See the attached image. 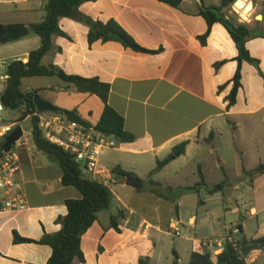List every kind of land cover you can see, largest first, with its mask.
Instances as JSON below:
<instances>
[{
    "label": "crops",
    "instance_id": "1",
    "mask_svg": "<svg viewBox=\"0 0 264 264\" xmlns=\"http://www.w3.org/2000/svg\"><path fill=\"white\" fill-rule=\"evenodd\" d=\"M47 1L0 0V24L40 23ZM222 1L183 0L174 8L159 0H98L80 7L81 13L95 21H116L143 48L161 49L157 54L136 52L114 41L90 45L88 25L72 18L60 19L66 37H53V49L44 64L109 84V104L124 118L126 132L134 137L132 142L117 141L115 149L104 151L99 172L86 170L88 178L110 187L113 199L83 236L85 261L75 264H140L142 259L151 264H174L173 251L180 264H188L206 242L225 239L233 227L240 225L247 240L264 237V194H259L264 174H248L264 163V38L258 34L264 31V15L256 24L253 13L246 16L252 9L249 3L242 12L245 21L240 19V23L256 31L246 47L259 66L242 64V87L236 104L228 107L239 67L237 46L220 23L211 27L205 44L200 41L209 31L201 7L220 6ZM41 43L39 36L32 35L0 44V102L8 66L15 61L28 63ZM218 63L223 64L216 69ZM31 79H23V92L41 90L44 100L61 109L77 110L93 126L101 119L104 104L97 96L79 93L56 77L40 86H33L38 82ZM21 114L19 111V117ZM19 117L8 123L21 125L16 123ZM30 120H25L30 127L23 129V146L22 142L16 144L21 166L18 180L27 208L0 212V264H47L53 253L49 245L16 244L14 234L39 242L46 234L59 233L62 226L57 220L68 214L66 202L82 197L76 188L64 186L58 163L37 149ZM183 145L184 152L176 151ZM228 152L237 155V164L230 169ZM172 154L175 159L151 176L158 161ZM191 166L203 172L209 187L223 182L226 175L228 185L210 194L204 187L179 190L196 187L200 175L195 186L168 183ZM116 167L140 180L141 188L127 186V178L123 181L114 173ZM214 174L220 181L215 185L210 180ZM143 181L149 186L139 192ZM119 214L115 229L112 217ZM173 227L180 230L179 236ZM263 254L264 249L254 251L247 262L258 264Z\"/></svg>",
    "mask_w": 264,
    "mask_h": 264
},
{
    "label": "trees",
    "instance_id": "2",
    "mask_svg": "<svg viewBox=\"0 0 264 264\" xmlns=\"http://www.w3.org/2000/svg\"><path fill=\"white\" fill-rule=\"evenodd\" d=\"M96 1L98 0H48L44 6L45 17L42 22L36 24H0V44L2 45L15 43L32 35L39 36L42 42L38 50L31 52L28 63L15 61L8 66V79L6 81L5 91L1 97V102L8 110L24 102V106L19 109L22 114L16 123H22L28 117L31 118L32 137L37 149L58 163L63 173L62 182L64 186L76 188L82 196L80 199H72L66 202L68 214L57 220V223L62 226L59 233L55 235L46 234L39 242L22 238L17 233L14 234V242L16 244L39 243L49 245L53 253L47 264H75L76 261H85L81 248L82 238L98 220L99 212L110 208L113 193L110 187L105 185L104 182L88 178L86 176V169L82 167L72 153L51 143L43 136L38 126L39 119L34 116L38 112L34 98L40 95L42 91L23 92V79L56 77L69 86L75 87L79 93L97 96L104 104L103 114L96 125L97 130L113 137L121 143L132 142L134 137L126 132L124 118L109 104V84L101 82L98 78L87 79L80 76L68 75L53 64L45 65L44 59L53 49V37H66V34L60 27V19L62 18H72L88 25V41L90 45L98 41L104 43L114 41L136 52L157 54L161 51V49L151 51L143 48L114 20L104 23L95 21L91 17L81 13L80 7L82 5ZM159 1L167 3L174 8H178L183 2V0ZM237 1L223 0L220 6H204L200 9V15L209 25L208 33L200 37L202 44L206 43L211 27L216 23H220L228 30L239 51L237 58L239 67L233 79V89L227 98L229 102L228 107L236 104L238 92L242 87V64L248 62L259 66V61L251 56L246 47L248 40L255 35L256 31L252 30L247 24L240 23L226 15V11ZM258 34L264 38V31H258ZM222 64H216V69H219ZM58 112L66 115L71 120L87 123L80 117L77 110L70 111L58 108ZM6 138L7 136L0 139V155L4 151L2 147ZM12 147H9L8 150ZM184 150L185 145L179 147L176 151L184 152ZM174 159L175 154H172L163 161H158L157 167L152 171L151 176L162 170ZM114 173L119 175L123 181L125 178L132 176V174L123 171L121 167H116ZM248 174H251V176L263 175L264 163L260 164L254 171ZM199 175L201 181L196 187L179 190L181 192L199 191L200 188L204 187L210 194H215L221 192L228 185L227 175L223 182L213 187H209L206 183L201 170H199ZM152 184L158 185L155 181H152ZM119 217L120 214L112 217V227L115 229H118ZM238 228L243 234L242 227L239 225ZM251 243H258L264 249V237L256 241L247 240L243 237L237 246L227 243L224 251L215 257L211 251L206 249L200 252H194L188 264H249L247 258L241 255V249ZM173 255L174 264H180L179 255L176 251H173ZM140 264H151V262L149 259H142Z\"/></svg>",
    "mask_w": 264,
    "mask_h": 264
},
{
    "label": "built area",
    "instance_id": "3",
    "mask_svg": "<svg viewBox=\"0 0 264 264\" xmlns=\"http://www.w3.org/2000/svg\"><path fill=\"white\" fill-rule=\"evenodd\" d=\"M5 110V106L0 102V139L8 136L17 127L16 124L5 122L3 119ZM34 116L39 119L38 126L43 136L51 143L72 153L86 170L99 172L98 165L102 153L117 147V141L97 130L96 126L71 120L59 112L38 111ZM23 137L16 144L21 143ZM16 144L0 155V212H19L27 208L26 196L18 180L21 166ZM21 145L23 146V142ZM172 229L176 236L180 235L177 227ZM242 238V233L236 226L229 230L225 239H212L206 242L203 250L219 255L224 251L227 243L237 246Z\"/></svg>",
    "mask_w": 264,
    "mask_h": 264
},
{
    "label": "rangeland",
    "instance_id": "4",
    "mask_svg": "<svg viewBox=\"0 0 264 264\" xmlns=\"http://www.w3.org/2000/svg\"><path fill=\"white\" fill-rule=\"evenodd\" d=\"M245 1H247L252 7L251 11H249L246 16H248L250 13H253V15L251 17H253L254 23L258 24L259 21H262L261 16L263 15L264 2L261 1V0H245ZM236 3L231 7L230 10L232 11V13L229 16H230V18H233V19L237 20L238 22H240L239 21L240 19L242 21H245L244 18H242L240 16V15H242V13L236 8ZM233 8H235L237 11L235 9H233ZM31 80L35 81V82H38L36 85H33V86H40V85H43V84H45V83L50 81L49 78H32ZM57 93H59V95L61 94L60 92H57ZM42 96L45 98L44 95H42ZM50 96L53 97V94H50ZM65 98H66V100L71 101V99H69L67 96ZM18 117H19V111L18 110L17 111H11V110L6 109L5 112L3 113V119L5 120V122L15 121ZM21 126H22V128L24 130H28L29 127H30V122L29 121H24V122L21 123ZM225 156H226V160H227V167L229 169L231 168V166H234V165L237 164L236 163L237 155L235 153H231V152L229 153L228 152V154L225 155ZM215 175L216 174H214V176H210L211 183L214 184V185L218 184L220 182L219 179H217V176H215ZM198 177H199V173L197 171H195L192 168V166H191V167H187L186 169H184L180 173L179 176L169 180L168 183L169 184H176V185H180V186H184V187L185 186L186 187L187 186H195V184L197 182H199V181H197ZM143 182H144L143 188L140 191L138 190L139 192H142L144 189H146L149 186V182L148 181H143ZM262 183H264V180L260 182V184H262ZM167 190L168 189L165 188L166 192H167ZM262 193L264 194V187H262L261 191L259 192V194H261L260 197H263ZM202 194L205 195L206 192L203 191ZM255 195H254V197H255ZM258 264H264V254L260 257Z\"/></svg>",
    "mask_w": 264,
    "mask_h": 264
},
{
    "label": "water",
    "instance_id": "5",
    "mask_svg": "<svg viewBox=\"0 0 264 264\" xmlns=\"http://www.w3.org/2000/svg\"><path fill=\"white\" fill-rule=\"evenodd\" d=\"M262 18V16H261ZM34 103L37 107L38 111L42 112H58V107L53 105L52 103L44 100L40 95H37L34 98ZM24 106V102H21L15 106H13L10 110L11 111H17L21 109ZM24 131L21 125H18L14 131H12L6 138V141L2 147L4 151H7L9 147L15 145L17 142L20 141V139L23 137ZM176 156H179V153L176 154ZM99 182H102V180H99ZM126 185L131 186L135 189H140L141 188V183L140 180L133 178V177H128L126 179ZM263 247L262 245L258 243H251L241 249V255L245 258H247L252 252L254 251H260L262 250Z\"/></svg>",
    "mask_w": 264,
    "mask_h": 264
},
{
    "label": "bare ground",
    "instance_id": "6",
    "mask_svg": "<svg viewBox=\"0 0 264 264\" xmlns=\"http://www.w3.org/2000/svg\"><path fill=\"white\" fill-rule=\"evenodd\" d=\"M248 6V2L245 0H238L237 2V9L242 13L244 9Z\"/></svg>",
    "mask_w": 264,
    "mask_h": 264
}]
</instances>
